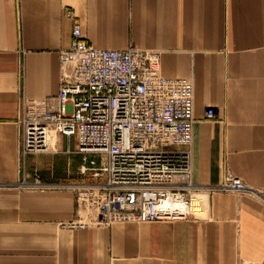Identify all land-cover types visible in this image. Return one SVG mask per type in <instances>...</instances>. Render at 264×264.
Instances as JSON below:
<instances>
[{
	"label": "crops",
	"instance_id": "0c3cea01",
	"mask_svg": "<svg viewBox=\"0 0 264 264\" xmlns=\"http://www.w3.org/2000/svg\"><path fill=\"white\" fill-rule=\"evenodd\" d=\"M75 20L87 42L157 51L164 76L192 79L203 201L187 220L77 228L72 190L20 186L79 180L74 140L23 156L21 124L27 99L58 94ZM227 172L252 195L208 189ZM0 264H264V0H0Z\"/></svg>",
	"mask_w": 264,
	"mask_h": 264
},
{
	"label": "built area",
	"instance_id": "2783aa9c",
	"mask_svg": "<svg viewBox=\"0 0 264 264\" xmlns=\"http://www.w3.org/2000/svg\"><path fill=\"white\" fill-rule=\"evenodd\" d=\"M67 15L75 18L73 11ZM60 59L58 94L24 104L22 151L23 156L56 153L59 135L75 141L65 150L81 155L79 180L63 184L77 203L70 226L190 218L201 189L193 182L192 79L164 76L157 51L133 45L103 49L87 42L76 20L71 46ZM206 117L218 119L215 108H207ZM33 183L45 188L39 176ZM246 188L228 172L208 189Z\"/></svg>",
	"mask_w": 264,
	"mask_h": 264
},
{
	"label": "rangeland",
	"instance_id": "374dc122",
	"mask_svg": "<svg viewBox=\"0 0 264 264\" xmlns=\"http://www.w3.org/2000/svg\"><path fill=\"white\" fill-rule=\"evenodd\" d=\"M73 146H75L73 143H72V148H74ZM58 149V148H57ZM59 150V149H58ZM66 150V149H65ZM228 173V172H227ZM231 173V172H230ZM231 174H233V173H231ZM41 177V176H40ZM39 177V180H40V182L42 183V185L45 187V188H39L38 186H36L33 182H34V180H35V177L33 178V179H30V182H28V184H23L22 185V187H24L25 189H29V188H31V189H33V188H36V189H39V190H44V189H46V190H48V189H51V188H55V187H57L58 189H61V190H65L64 189V186H63V184H56V185H54V184H49V183H45V181H43L42 180V178H40ZM252 190H253V188L251 189V187H250V189L249 188H246L244 191H242V192H234V193H236V194H238V195H243V194H250V195H252ZM228 192H230V191H228ZM227 192V193H228ZM196 193H198V192H196ZM199 194V193H198ZM202 198V199H201ZM196 199H198V202H202L203 201V196H201V197H199V195H197V194H195L194 195V197H193V208H194V205H195V203H197L196 202ZM199 203V204H200ZM197 207H198V205H197ZM196 207V208H197Z\"/></svg>",
	"mask_w": 264,
	"mask_h": 264
},
{
	"label": "bare ground",
	"instance_id": "6f19581e",
	"mask_svg": "<svg viewBox=\"0 0 264 264\" xmlns=\"http://www.w3.org/2000/svg\"><path fill=\"white\" fill-rule=\"evenodd\" d=\"M199 197H201V195H199ZM201 199H202V198H201ZM196 202H197V203H195L194 208H196L197 205H199V203H200V202H198V199H196Z\"/></svg>",
	"mask_w": 264,
	"mask_h": 264
}]
</instances>
